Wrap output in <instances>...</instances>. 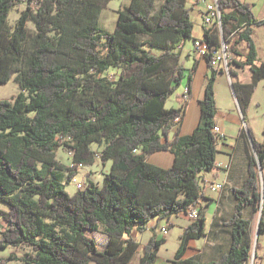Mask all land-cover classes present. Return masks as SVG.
Instances as JSON below:
<instances>
[{"label":"trees","instance_id":"1","mask_svg":"<svg viewBox=\"0 0 264 264\" xmlns=\"http://www.w3.org/2000/svg\"><path fill=\"white\" fill-rule=\"evenodd\" d=\"M113 1L0 0V87L15 80L21 90L0 100V251L31 249L22 257L0 258V264H131L140 250L138 264H155L167 237L156 233L142 245L133 234L145 233L154 219L157 228L165 222L171 229L172 218L190 219L193 209L201 216L190 219L171 264L248 263L261 245L250 237L247 207L256 219L261 214L257 232L264 236V142L250 128L246 132L254 153L246 181L233 190L234 212L225 223L231 229L230 248L214 262L186 257L190 243L206 235L202 174L217 162L212 57L204 58L212 73L193 134L177 131L169 140L184 109L168 108L167 102L184 82L191 93L198 62L186 68L181 56L183 46L197 40L191 10L202 0H130L117 11L109 33L100 20ZM217 3L221 27L204 23L202 39L212 48L226 43L229 74L246 123L264 81L253 38L264 19L242 0ZM23 5L11 26L10 13ZM199 12L204 20L206 9ZM246 67L251 82L243 84L236 69ZM110 70L117 75L104 76ZM62 149L72 153L70 165L58 159ZM164 151L174 154L172 167L148 162L150 155ZM96 161L111 162L103 184L90 180L84 190L70 194L67 186L80 167ZM101 230L107 238L104 248L93 235Z\"/></svg>","mask_w":264,"mask_h":264},{"label":"crops","instance_id":"2","mask_svg":"<svg viewBox=\"0 0 264 264\" xmlns=\"http://www.w3.org/2000/svg\"><path fill=\"white\" fill-rule=\"evenodd\" d=\"M242 1L247 2V0ZM257 18L264 19V14L263 16H259ZM203 24L204 20L202 18L200 34H194L197 39H202L203 37ZM257 35L264 37V30L261 29V27H256L253 30V38L258 54L257 65H261L264 63V40H259ZM242 52L244 53V47H242ZM192 60H194V62H198V67L193 76L190 97L184 107V116L182 120L177 123L170 131L169 140L173 139L174 134L177 131L181 136L193 134L200 123V101L204 96L207 79L210 77L212 70L209 68L205 59L199 58L194 53L193 42L191 41L187 42L183 46L181 63L186 68H191L190 64ZM215 70V93L217 104L216 125L221 128L226 136V139L220 143L217 148L218 153L215 168L210 172L202 174V178L206 186L205 198L201 201L202 214L206 218V235L201 240L192 241L190 243V249L186 255L188 258L194 257L202 260L205 263L217 261L223 253L229 250L231 245V229L227 227L225 223L231 219L234 212L236 200L233 195V190L240 189L246 181L248 175L247 170L249 158L254 153L252 142L246 132L247 128L252 130L256 140L259 143L264 142V126L260 133L255 132L253 125L256 123L257 116L254 115L251 117V115L256 113L257 110H262L264 118V81L259 84L256 92L254 93L252 104L249 108L247 116V122L245 123L239 110L238 101L236 100V97L233 93L232 77L222 69ZM236 71L238 73L237 80L243 84L251 82L252 73L250 67H246L244 69L237 68ZM185 88L186 82L182 84L174 96L168 100H173L170 107L167 106L168 108L178 109L181 107V96L184 94ZM236 106L239 110V115H235V113H233V108ZM242 126H245V128ZM148 162L157 167L168 169L174 165L175 156L171 152H158L150 155L148 157ZM100 163L102 164L101 170L104 174H107L111 168V162H106L104 164L102 162ZM100 163L96 161L95 164L99 165ZM218 165L222 166L219 167ZM80 169L78 170V173L80 172ZM88 172L90 174L89 179L95 182V180L92 179L94 172L91 170ZM260 172L261 175L263 173L262 185L264 186V169H262ZM219 183H226V189L219 193L212 192L210 187ZM245 217L252 222L250 237L252 240H254V243H256L259 217L257 219L255 218L251 207L246 208ZM178 219H183L186 221V223L180 224L182 234L184 229L190 226L193 222L188 218L187 220L183 217H174L171 220V222L174 224V227H177L178 224L176 221ZM157 225V219L152 220L149 224V228L146 232H151V238L156 233L158 234V238L161 237L159 228L163 227V223H160V227L158 228ZM139 235L141 234L134 233L133 237L138 239ZM258 241L260 242L261 248L257 251V258H255L254 255V264H264V236L259 237ZM166 244L168 243L166 242ZM166 244H164L161 249L166 246ZM140 257L141 250L136 254L131 264H138ZM173 260L174 259L163 261L159 258L158 253V258L155 264H171ZM246 264L251 263L249 261Z\"/></svg>","mask_w":264,"mask_h":264},{"label":"rangeland","instance_id":"3","mask_svg":"<svg viewBox=\"0 0 264 264\" xmlns=\"http://www.w3.org/2000/svg\"><path fill=\"white\" fill-rule=\"evenodd\" d=\"M201 2L202 3L200 5H197L194 10H191L192 21L195 24V33H194L195 35L200 34V31H201V24H202V18L203 17H202V15H200L199 11L200 10L205 11L206 6L209 3H214V0H202ZM247 3H249L251 6L252 5L254 6V7L253 6L252 7H253V12H254V15L256 16V18L259 16H263V14H264V0H247ZM129 5H130V0H115V1L111 2V4L108 6V8L102 14V17L100 20L101 28L105 32L112 33L115 29V25H116V21H117V17H118L117 11L120 9H123ZM24 10H25V5L21 6L20 9H14L10 13L9 24L11 26L15 25V23L17 22V20L20 17V13ZM29 28L32 31H34V25L32 23H29ZM261 29L264 30V27H261ZM257 36H258L259 40H264L263 36H260V35H257ZM193 63H194V60L191 61V64H190L191 68L193 66ZM116 75H117V72L115 70H110L104 74V76H110V77H115ZM180 87L178 88V90L180 89ZM20 91H21L20 85L15 80H12L8 85L0 87V100L10 99L13 96H16ZM172 101L173 100L168 101V104H167L168 107H170V105L172 104ZM233 113H235V115H239V110H238L237 106L235 108H233ZM254 115L257 116L256 123L253 125L254 130L257 133L258 132L260 133L261 130L263 129V126H264L263 125L264 124L263 112H262V110H257V112L252 114L251 117H253ZM242 127L245 128V126H242ZM92 148L95 151H98V149H99L96 144L92 145ZM58 159L66 165L71 164V158L68 154V151H66L64 149H62L58 153ZM98 162L100 163V161H98ZM99 165L93 164V165L81 166L80 172L77 174L76 179L78 181L87 183L88 181L91 180V179H89L90 174L88 172L91 170L94 172L92 179H94L95 182H98L99 185L103 184L105 174L101 170L102 164L100 163ZM104 171H106V170H104ZM262 175H263V173H262ZM262 175L260 177L261 181L263 178ZM67 191L70 194H74L77 191V189H76L74 184H70L67 186ZM3 209H6V208L4 207ZM176 222L178 224L177 227H172L169 231L168 236H167V243L168 244H166V246H164L159 252V258L163 261L174 259V256H175V254H176V252L180 246L181 241H180L179 237H180V234L182 231L180 224H184V223H186V221L183 219H178ZM161 223H163V226H166L165 222H161ZM93 235H95V239H96L98 245L100 246V248H104L107 245V238L103 234L102 230L98 233H94ZM150 239H151V232H146V233L139 235L137 240L140 244L144 245ZM30 251H31V249H28V248H26V249L9 248L7 250L0 251V258H8L12 253H15L18 257H22L27 252H30ZM141 256H142V250H141ZM7 264H22V263L20 261H10Z\"/></svg>","mask_w":264,"mask_h":264},{"label":"built area","instance_id":"4","mask_svg":"<svg viewBox=\"0 0 264 264\" xmlns=\"http://www.w3.org/2000/svg\"><path fill=\"white\" fill-rule=\"evenodd\" d=\"M204 23L207 26H211L215 23H218V25L221 27V16H220V10L218 8L217 0H214V3H210L206 7V14L204 16ZM193 49L194 53L199 57L204 59L206 56L212 57V63L215 69H222L229 75V56L227 53V46L226 43L223 41L220 48H212L208 44L203 42V39H197L193 43ZM189 90L186 87L184 94L181 96V107H185L186 103L189 100ZM181 121V116L178 117L175 121V123H179ZM213 132L215 133L216 138L218 139V146L220 143H222L226 136L221 130L219 126H215L213 129ZM72 153L69 152V156H71ZM221 167L222 165H218ZM72 184L75 185L77 190H84L87 186L86 182L78 181L76 178L73 179ZM226 189V183H219L214 184L210 187V190L214 193L222 192ZM190 219L192 221H197L200 218V211L198 209H193L190 212ZM4 224V221L2 217L0 216V231H2V226ZM161 237H167L169 234V228L168 226H163L160 229ZM251 264H254V255L252 259L250 260Z\"/></svg>","mask_w":264,"mask_h":264},{"label":"water","instance_id":"5","mask_svg":"<svg viewBox=\"0 0 264 264\" xmlns=\"http://www.w3.org/2000/svg\"><path fill=\"white\" fill-rule=\"evenodd\" d=\"M232 89H233V93H234V96L236 97V95H235V91H234V87H233V85H232ZM236 100H237V98H236ZM238 101V100H237ZM238 106H239V104H238ZM239 110H240V107H239ZM240 112H241V110H240ZM242 119H243V121L245 122V118H244V116L242 115ZM253 152H254V149H253ZM262 170V167H260V171ZM260 220H261V214L259 215V222H260ZM257 239H256V242L258 241V238H259V234H258V232H257Z\"/></svg>","mask_w":264,"mask_h":264}]
</instances>
